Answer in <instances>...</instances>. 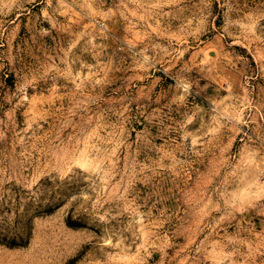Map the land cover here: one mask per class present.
Here are the masks:
<instances>
[{"label":"rangeland","instance_id":"rangeland-1","mask_svg":"<svg viewBox=\"0 0 264 264\" xmlns=\"http://www.w3.org/2000/svg\"><path fill=\"white\" fill-rule=\"evenodd\" d=\"M0 264H264V0H0Z\"/></svg>","mask_w":264,"mask_h":264}]
</instances>
